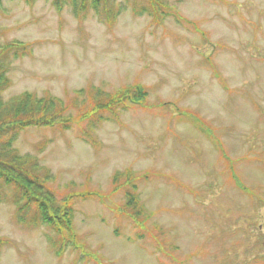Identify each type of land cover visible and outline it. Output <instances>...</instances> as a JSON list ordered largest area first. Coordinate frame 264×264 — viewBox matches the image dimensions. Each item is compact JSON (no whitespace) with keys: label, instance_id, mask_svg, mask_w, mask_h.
I'll list each match as a JSON object with an SVG mask.
<instances>
[{"label":"rangeland","instance_id":"obj_1","mask_svg":"<svg viewBox=\"0 0 264 264\" xmlns=\"http://www.w3.org/2000/svg\"><path fill=\"white\" fill-rule=\"evenodd\" d=\"M112 1L114 19L1 0L0 46L29 50L12 59L4 99L67 102L89 86L133 84L147 96L87 140L84 123L18 134L15 148L50 170L57 197L83 196L71 240L17 221L0 188V264H264V0H158L171 8L156 14L145 0ZM123 170L136 178L141 228L122 210L129 187L113 182Z\"/></svg>","mask_w":264,"mask_h":264},{"label":"trees","instance_id":"obj_2","mask_svg":"<svg viewBox=\"0 0 264 264\" xmlns=\"http://www.w3.org/2000/svg\"><path fill=\"white\" fill-rule=\"evenodd\" d=\"M52 1L57 9L64 3H69L76 16L81 11L87 12L92 8L101 11L109 19H114L119 10L112 0ZM146 3L153 11L160 4L158 0H146ZM28 52V46L19 42L0 48V188L8 192L11 204L16 207L17 220L28 224H42L56 235L73 238V200L83 195L57 197L49 187V182L53 179L50 170L41 166L36 157L18 152L14 146L16 138L29 127L55 126L68 129L76 123H84L82 133L87 140L92 137L91 130L98 124L115 120L122 110L141 104L147 96V90L138 84L113 92L89 86L77 90L67 102L49 94L38 96L31 92L4 99L3 92L10 84L7 73L12 59ZM78 100L80 102L77 106ZM83 100H87V107L83 105ZM72 109H76V112L70 115L69 111ZM134 180L135 176L128 170L117 171L113 175L114 184L129 187L125 192L123 212L135 223L141 224L142 210ZM5 245L6 240L0 236V251Z\"/></svg>","mask_w":264,"mask_h":264}]
</instances>
